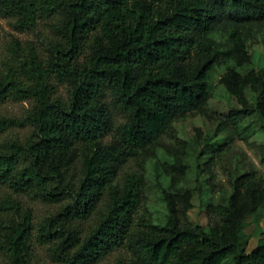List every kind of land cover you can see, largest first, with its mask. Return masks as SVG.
Returning a JSON list of instances; mask_svg holds the SVG:
<instances>
[{
  "label": "trees",
  "instance_id": "trees-1",
  "mask_svg": "<svg viewBox=\"0 0 264 264\" xmlns=\"http://www.w3.org/2000/svg\"><path fill=\"white\" fill-rule=\"evenodd\" d=\"M0 17L22 33L48 28L39 42L13 38L0 49V105L32 101L22 116L0 117L8 264H29L35 241L60 264H96L117 249L126 255L115 264H264V239L249 250L244 232L264 207V175L233 146L264 129V66L253 64L245 39L264 21V0H0ZM219 67L238 102L228 114L209 107ZM195 112L226 136L199 153L198 169L220 193L207 203V225L188 216L197 190L179 187L191 165L175 122ZM26 127L24 137L9 135ZM165 137L176 142L165 146L175 157L164 167L172 189L163 190L166 221L155 223L144 173L124 168L152 157ZM255 148L264 164V142ZM218 169L230 192L216 187ZM20 196L59 207L35 225Z\"/></svg>",
  "mask_w": 264,
  "mask_h": 264
},
{
  "label": "rangeland",
  "instance_id": "rangeland-1",
  "mask_svg": "<svg viewBox=\"0 0 264 264\" xmlns=\"http://www.w3.org/2000/svg\"><path fill=\"white\" fill-rule=\"evenodd\" d=\"M47 33L48 28L44 24L40 25L37 32H19L14 27L12 19L0 17L1 53H5L9 42L13 38H19L21 40L32 39L39 42V39L43 38ZM216 39L220 46H224L227 42L225 36L217 35ZM245 39L248 50L253 57V64L264 66V21L261 24L248 27L245 30ZM224 70V67H219L212 74L213 88L212 97L209 100V107L218 113L228 114L232 108L238 106V102L220 82ZM61 92L63 95H66V89L62 88ZM251 98L254 100L252 94ZM31 103V100H8L0 105V117H20L31 106ZM214 127L215 123L213 121L209 120L203 114L196 112L175 122V130L178 136L187 142L184 158L191 165V169L187 173L186 181L180 184L179 187H193L198 191L194 192V206L188 212L189 219L194 224H208L207 203L217 202L220 197V193L217 190L214 191L211 188L212 185L210 186L207 183L206 174L200 172L201 169L197 167V163L202 164L205 159L199 156V153L206 140H210L219 145L226 139L224 134L215 136L213 132ZM30 130L29 127L15 128L9 132V135L24 137ZM263 142L264 129L259 126L255 135L250 139V142L236 138L233 146L238 160L243 161L248 166L247 168L253 166L264 175V164L261 161L259 151L255 148V145ZM166 145H176V142L165 137L162 140V144L157 145L155 148V153L152 157L141 160L140 165H137V162L134 160L130 161L124 168L125 170L138 169L144 173L146 180L144 188L146 197L145 205L150 210L155 223H163L166 221L168 209L163 198V190L172 189L170 176L164 167L167 163H173L175 157L165 150ZM213 181L217 182L218 186L216 187L223 185L226 187L227 192L231 191V187L228 186L227 175L221 169H218L216 178ZM5 193H7V190L0 186V195L4 196ZM20 198L27 207L33 210L35 225H38L44 217L56 212L59 207L57 203H48L39 199H33L29 196H20ZM244 232L249 236V250L254 248L261 239H264V207L247 219ZM120 255H126L124 249L114 250L105 259L96 264H115L116 258ZM0 264H8V258L1 249ZM29 264H60V262L51 256L47 245H42L35 241L31 250Z\"/></svg>",
  "mask_w": 264,
  "mask_h": 264
}]
</instances>
